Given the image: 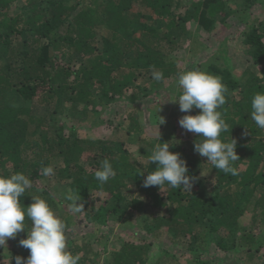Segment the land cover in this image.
I'll return each instance as SVG.
<instances>
[{
	"label": "trees",
	"instance_id": "obj_1",
	"mask_svg": "<svg viewBox=\"0 0 264 264\" xmlns=\"http://www.w3.org/2000/svg\"><path fill=\"white\" fill-rule=\"evenodd\" d=\"M18 3L22 6H16ZM257 5L264 9V0H199L188 5L182 0H0V174L22 172L33 181V187L21 197L25 207L32 203L37 185L46 180L42 170L47 166L53 168L51 176L60 184L80 195L78 203L84 204L86 224L94 227L86 235L97 239L86 243L85 238L78 239L86 235H77L70 240L68 250L81 255L79 264H99L101 257L104 264H149L152 249L164 238V247L188 245L182 254L190 264H212L213 260L200 257L203 247H213L222 255L220 263H229L231 253L241 250L249 264H264V228L255 230L258 223L264 225V130L250 118L252 97L264 92V21L249 25L242 41L253 64L263 66V77L250 70L243 77L234 74L222 62L225 43L207 62L187 69L215 74L228 89L220 110L230 129L222 138L232 136L237 141L236 176L219 172L194 152L197 134L182 139L176 135L180 126L161 125L160 141H173L176 145L170 151L180 153L187 161L188 174L197 178L191 191L165 185L161 194L159 186L144 187L146 176L157 167L149 157L159 138L143 139L139 153L146 162L142 164L124 148L125 143L115 148L102 138L82 139L77 133L86 125L56 124V117L66 108L75 111L80 107L84 115L95 106L115 108L110 118H99L91 125L100 127L128 115L131 106L137 110L126 116L130 123L127 135H140L151 122L143 124L138 114L143 105L121 107L129 87L147 74L152 77L154 67L163 72L160 82L176 78L164 89L171 103L179 94L178 73L183 72L171 56L190 41V60H194L206 46L202 34L215 33L217 23L226 25L234 14L244 15L248 22ZM189 23L197 26L194 37L188 31ZM13 61L18 63L14 70ZM10 95L20 99L21 107L9 103ZM134 101L137 96L133 95ZM32 105L49 114L34 115ZM146 111L150 113L149 108ZM106 158L116 176L101 186L94 173ZM201 158L206 159L205 165ZM205 167L214 178L210 192L201 177ZM43 195L47 199L46 191ZM47 200L61 212L62 201ZM95 203L99 205L95 207ZM247 211H251L249 228L241 224ZM61 216L70 228L74 213L69 209ZM131 220L144 230L143 239L125 242L108 255L106 242L105 253L94 251L109 222L125 226ZM25 226L22 239L31 227L27 219ZM18 248L21 252H11L14 263L17 256L26 260L30 254L28 249ZM164 251L172 258L178 254Z\"/></svg>",
	"mask_w": 264,
	"mask_h": 264
},
{
	"label": "clouds",
	"instance_id": "obj_2",
	"mask_svg": "<svg viewBox=\"0 0 264 264\" xmlns=\"http://www.w3.org/2000/svg\"><path fill=\"white\" fill-rule=\"evenodd\" d=\"M152 78L162 81L163 72L153 67ZM177 89L179 94L172 102L179 104L182 113L200 110L198 114L184 115L178 121L186 132L198 135L194 152L207 158V163H211L219 172L238 175L235 166V162L240 159L236 152L237 141L232 136L230 140L222 138V134L230 129L220 110L226 103L228 93L222 78L206 70L193 68L178 73ZM250 118L258 128L264 129V92H257L252 97ZM165 123V119L160 117L159 128ZM175 145L173 141L162 143L159 138L149 157L157 167L146 176L144 187L159 186L162 191L167 185L191 191L197 178L188 174L187 161L182 159L181 154L170 151ZM42 171L44 176L53 174L51 166L44 167ZM201 175L204 176L202 171ZM94 176L101 186L116 176L109 159L100 162ZM32 187L33 181L22 172L9 176L0 174V246H5L9 238H15L19 232L25 231L27 219L31 227L27 230V238L19 241V246L28 249L30 254L26 260L17 256L15 264H79L81 255L68 250V225L48 200L34 195L31 196L30 205L25 207L21 203V197ZM64 200L70 202L68 207L72 213L85 212L84 204L78 203L81 201L80 195L72 190L64 193Z\"/></svg>",
	"mask_w": 264,
	"mask_h": 264
},
{
	"label": "rangeland",
	"instance_id": "obj_3",
	"mask_svg": "<svg viewBox=\"0 0 264 264\" xmlns=\"http://www.w3.org/2000/svg\"><path fill=\"white\" fill-rule=\"evenodd\" d=\"M190 1H199V0H182V3L184 5H188ZM233 1V0H232ZM233 4V2H232ZM16 6H22V3H18ZM233 9L236 8L235 5L232 6ZM252 14L250 18H248V22H246V18H244V15L240 14H234L230 19L226 21V25H220L217 23V29L215 33L202 34L201 40L206 43L205 49L202 51H199L195 56L194 60H190L191 55H193L192 52L189 50L191 49V42L185 41L184 45L180 49V51L173 56H171V59L176 62L177 67L181 71H185L189 69L191 65H202L205 62H207L213 53L217 52L220 45L225 43V52L221 55L223 57L222 62L226 63L234 74H237L239 77H243L245 73H247L248 70L255 72L256 74H260V76L263 77V66L257 65L255 66L253 64V61L251 58L245 54L244 52V46L242 44L243 41V33L245 30L248 29V26L253 25L254 22L258 23L257 21L261 22L264 21V9L261 5H257L254 8H252ZM197 26L194 23L188 24V31H190L193 34L196 33ZM225 39L227 41L225 42ZM99 48H101V44L99 45ZM18 63L16 64V61H13L12 69H17ZM176 78H172L171 80H165L164 82H158L155 81L151 75L147 74L144 77H141L140 80L136 83V86L129 87V90L125 92L124 99L120 103H122L124 110L126 109V104L130 103V105L135 106L137 104H141L142 109L138 112L141 120L143 121V124H146V121H149L151 123H147L144 125L142 132L140 135H127V131L130 127L129 120L126 119V116L128 117L129 113H136L135 110L132 109L130 106L127 110V114L124 117H117L112 119L111 123H105L104 125L100 127H92L91 125L95 124L99 118L107 119L110 118L111 110L112 112L115 110V108L104 109L103 106H99L95 110L88 111L86 115H84L83 110L79 107L75 111L70 110L69 108H66L64 111H61V113L56 117V124L59 125L62 121H67L69 124L76 123L78 126H87V128L83 130H78V135L82 139H105L107 141H110L114 144L115 148H122L121 144L125 143L126 146L124 148L128 149L130 151V154L138 159L140 163L145 164L146 160L141 156L139 153V148L143 146V139L146 138H153L157 139L162 133L161 127L159 128V122L160 117H163L166 121L164 124L167 128L172 125H179L178 121L179 119L184 116L188 115V113H182L179 109L178 103L168 102L165 95L167 93H164V89L168 87L170 83H172ZM137 96V101L131 102L132 96ZM175 99V98H174ZM169 103V105H164L163 103ZM9 103H12L13 105H16L17 107H21V101L20 99H16L14 96L10 95L9 97ZM157 105L158 107H155ZM33 107V114L34 115H48L49 111H46L39 106ZM69 107V106H68ZM119 107V106H118ZM146 107V108H145ZM150 109V113H147L146 109ZM96 111V112H95ZM144 114H148V117L151 116V118H147ZM73 115H76V119H73ZM160 116V117H159ZM149 119V120H148ZM79 120V121H78ZM77 121V122H76ZM81 121V122H80ZM81 126V127H82ZM264 130V129H263ZM160 132V133H159ZM264 133V132H263ZM180 134V138L187 139L191 138L194 133L192 132H186L184 129L180 128L176 132V135ZM202 164L205 165L203 161L206 159L201 158ZM206 162V161H205ZM208 168L205 167L204 176L201 175L202 178L206 181L207 184V190L210 192V189L214 185V178L209 175V172L207 170ZM69 190L67 186L64 184H60V181L56 178V176H47L46 180L43 182H40L37 185V190L34 194L36 195H43V192H47V199H52L55 201H62L64 205L62 206L61 212H58L59 210H56L57 214L61 216L64 212L69 210L68 207V201L64 200V193ZM164 189H162L161 194H163ZM43 198L44 195H43ZM99 204L95 203L94 206L97 207ZM83 214H75L74 218L72 219V225L70 228H68L66 232V238H67V245L70 246V240L75 238L77 235H80L79 237L86 235L87 232L93 231L94 227L93 225H87L86 221L83 217ZM251 217V211H247L244 215V218L241 219V224L243 226H248L249 228V222ZM141 222H139L140 224ZM123 223H120V225L114 224L112 222H109L107 227L102 228L104 231L103 235L104 238L99 239V243H95L93 246V249L96 253H105L103 252V243H107V255L111 253L113 249H119L123 243L125 242H139L138 239H143L146 235L144 230H141L142 227L136 226L134 221H128V225L122 226ZM264 228V225H261L258 223V227L255 229L256 232L259 230H262ZM164 230V229H163ZM26 231L19 232L15 238H9L7 241V244L5 246H0V264H15L14 260L11 256V252H21L19 247V241L22 239L23 234H25ZM135 235L136 237H133ZM89 237V238H88ZM85 238V242L92 241L90 239H95L93 241H96V238H93V236L86 235L82 238ZM76 239V240H78ZM165 239V238H164ZM164 239H160L157 242V246H154L152 249V254L149 264H190L187 262V256L186 254H182L186 251L188 245H172V246H162V242H164ZM150 241V240H149ZM161 242V243H160ZM160 243V244H159ZM181 246V247H180ZM177 252L176 258H172L169 254H163L162 252L168 251ZM164 251V252H165ZM204 251V252H203ZM203 253L199 254L201 258L204 260H213L212 264H249L250 262L247 260L245 254L243 251H234L231 253L230 261L229 263H226V260L220 263V260H223V256L218 254L216 250H214L213 247L211 248H205L203 247ZM264 252V249L263 251ZM182 254V255H181ZM263 254V253H262ZM103 256V255H102ZM163 256V260L160 258ZM103 257H101L99 264H104V261L102 260Z\"/></svg>",
	"mask_w": 264,
	"mask_h": 264
}]
</instances>
